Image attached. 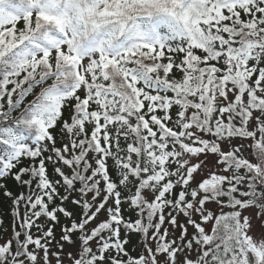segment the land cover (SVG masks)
I'll return each instance as SVG.
<instances>
[{
  "label": "snow or ice",
  "instance_id": "6c2138e0",
  "mask_svg": "<svg viewBox=\"0 0 264 264\" xmlns=\"http://www.w3.org/2000/svg\"><path fill=\"white\" fill-rule=\"evenodd\" d=\"M0 191V264H264V0H0Z\"/></svg>",
  "mask_w": 264,
  "mask_h": 264
},
{
  "label": "trees",
  "instance_id": "16d2710c",
  "mask_svg": "<svg viewBox=\"0 0 264 264\" xmlns=\"http://www.w3.org/2000/svg\"><path fill=\"white\" fill-rule=\"evenodd\" d=\"M49 171H51V169H49ZM8 185L13 191H18L17 187L15 186L14 181L9 180ZM9 204H10V201L6 197H4L2 191H0V217H2L4 221L3 227L7 228L8 233L10 234L11 233V226H10L11 218L8 213ZM135 244H136V237L135 235H133L128 247L132 249ZM136 250H138V248Z\"/></svg>",
  "mask_w": 264,
  "mask_h": 264
}]
</instances>
